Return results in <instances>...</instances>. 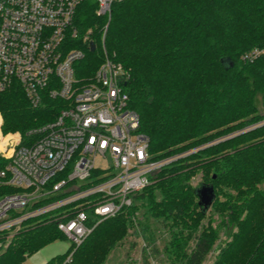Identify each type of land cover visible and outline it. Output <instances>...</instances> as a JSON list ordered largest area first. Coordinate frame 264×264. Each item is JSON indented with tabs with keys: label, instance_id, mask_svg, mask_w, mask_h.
Segmentation results:
<instances>
[{
	"label": "trees",
	"instance_id": "16d2710c",
	"mask_svg": "<svg viewBox=\"0 0 264 264\" xmlns=\"http://www.w3.org/2000/svg\"><path fill=\"white\" fill-rule=\"evenodd\" d=\"M76 23L92 29L97 46L82 64L92 73L104 44L130 73L125 87L150 153L174 160L135 194L132 206L45 264H106L132 234L147 242L144 264L156 257L170 264L210 258L212 264H264V56L243 60L264 44V0H124L113 4L110 19L86 0ZM64 104L45 93L33 106L15 83L0 92L3 130L26 138ZM198 174L199 184L216 193L207 212L192 183ZM64 237L56 222L30 219L0 250V264H25Z\"/></svg>",
	"mask_w": 264,
	"mask_h": 264
},
{
	"label": "built area",
	"instance_id": "2783aa9c",
	"mask_svg": "<svg viewBox=\"0 0 264 264\" xmlns=\"http://www.w3.org/2000/svg\"><path fill=\"white\" fill-rule=\"evenodd\" d=\"M85 1L0 0V92L16 83L33 106L45 93L65 103L26 138L4 131L0 112V250L30 219L56 222L78 247L174 160L150 153L126 91L130 73L104 44L92 73L82 64L94 42L92 29L76 23ZM94 1L110 19L113 4L124 0ZM261 56L264 44L243 60Z\"/></svg>",
	"mask_w": 264,
	"mask_h": 264
},
{
	"label": "rangeland",
	"instance_id": "374dc122",
	"mask_svg": "<svg viewBox=\"0 0 264 264\" xmlns=\"http://www.w3.org/2000/svg\"><path fill=\"white\" fill-rule=\"evenodd\" d=\"M101 48H103V45L101 46ZM3 123H4V117H3ZM201 180H202L201 174H198L195 177H193L192 183L195 186L196 185L200 186L199 183L201 182ZM133 242H134V246L131 245ZM145 243L147 244V242L144 241L143 237L135 234L130 235L128 240H126L122 246H118L115 250L112 251V253L109 255L107 259L106 264H144L143 262L144 259L142 256V248L146 246ZM71 245L72 243L70 239H68L67 237L53 240L50 243L46 244L45 246L41 247L34 254L28 256L25 261V264H45L53 257L67 252ZM156 245L159 246L160 250L162 251L163 245L161 243L160 238L157 241ZM147 247L149 250L150 247L149 246ZM156 260L157 263L155 260L151 259V264H170V262L162 261V257L161 258L156 257ZM212 262L213 259L210 258L203 264H212Z\"/></svg>",
	"mask_w": 264,
	"mask_h": 264
},
{
	"label": "water",
	"instance_id": "95a60500",
	"mask_svg": "<svg viewBox=\"0 0 264 264\" xmlns=\"http://www.w3.org/2000/svg\"><path fill=\"white\" fill-rule=\"evenodd\" d=\"M91 50L92 51L95 50L94 42H91ZM233 65L234 63L231 61L230 66L232 67ZM196 194L199 199V205L203 207L204 212H207L216 199V193L214 187L209 184H200V186L196 188Z\"/></svg>",
	"mask_w": 264,
	"mask_h": 264
}]
</instances>
